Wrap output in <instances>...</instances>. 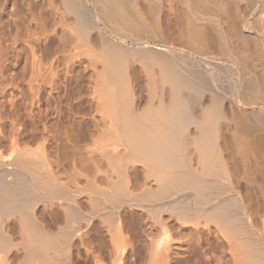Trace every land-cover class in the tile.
Instances as JSON below:
<instances>
[{
    "label": "bare ground",
    "instance_id": "obj_1",
    "mask_svg": "<svg viewBox=\"0 0 264 264\" xmlns=\"http://www.w3.org/2000/svg\"><path fill=\"white\" fill-rule=\"evenodd\" d=\"M47 1L70 19L71 49L100 69L94 104L109 123L111 149H68L59 165L67 183L41 155L17 152L6 163L0 153V221L18 214L24 264L62 260L93 219L113 250L134 233L145 243L139 259L152 264L170 241L163 215L176 226L207 221L233 264H264V237L249 226L264 224V0ZM220 131L228 133L220 140L228 170ZM226 178L228 186L220 185ZM39 203L56 204L45 215L52 232L33 215ZM142 211L156 224H146ZM10 247L0 228V248ZM206 254L191 264H210Z\"/></svg>",
    "mask_w": 264,
    "mask_h": 264
},
{
    "label": "rangeland",
    "instance_id": "obj_2",
    "mask_svg": "<svg viewBox=\"0 0 264 264\" xmlns=\"http://www.w3.org/2000/svg\"><path fill=\"white\" fill-rule=\"evenodd\" d=\"M5 1L7 0L0 1V153L5 157L6 163L11 158L9 155L17 152L27 151L41 155L50 172L67 183V175L62 173L59 165L70 157L68 149L74 147L81 150L83 155L85 151H91L95 146L98 148L100 144L102 149H111L108 146L110 142L106 140L109 123L103 113H97L95 109L94 90L100 69L92 66L81 48L71 49L68 33L70 19L56 2ZM221 79L229 83L226 75ZM97 121L101 125V136H104L99 144ZM80 125L83 127L82 133H76ZM222 131V137L218 132V149L225 154L223 163L228 170V146L222 145L224 139L220 141L228 133ZM114 146V151H121L122 148L115 140ZM91 153L88 151L87 154ZM227 179H223L225 182L222 180L221 184L218 179V183L228 186ZM146 185L151 186L153 182L147 181ZM223 192L228 195V190ZM186 193L189 194L190 191ZM79 199L77 203L81 201V211L88 212L87 206L82 202L83 198ZM49 205L36 204L33 215L44 229L52 232L54 225L49 224L45 215L54 213L52 209L56 208L52 205L56 204L51 205L52 209ZM120 209L118 215L122 218L121 224H130L124 220L128 208ZM141 213L146 224H156L148 212ZM3 216L2 222L0 221L1 232L9 238L11 247L6 250L0 248V264H24L22 245L25 234L19 216ZM162 217L167 223L170 241L167 246L164 244L167 249L164 247L158 254H152V264H191L195 260L202 262L203 252L209 256L210 264H233L229 258L228 246L224 244V237L211 223L200 219L189 223L180 221L184 224H179L181 227L178 228L168 217ZM98 224V220L93 219L81 242L74 239L68 253L60 257L62 260L52 261L51 264H143L141 258L144 252L141 251L143 246L140 244L145 243L140 238L138 239L143 243L133 237L135 234L129 224L127 227L130 231L127 228L128 232L125 230L127 233H124L127 236L132 233L134 240L130 235L131 242L126 241L122 248L117 246L116 250L111 249L101 237L102 231ZM249 226L255 235L260 233L264 237V224ZM157 230L161 234V230ZM157 233L154 232V235ZM158 237L156 240H159Z\"/></svg>",
    "mask_w": 264,
    "mask_h": 264
}]
</instances>
